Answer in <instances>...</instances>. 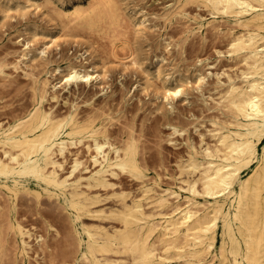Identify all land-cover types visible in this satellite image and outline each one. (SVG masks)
Returning a JSON list of instances; mask_svg holds the SVG:
<instances>
[{"label":"bare ground","instance_id":"1","mask_svg":"<svg viewBox=\"0 0 264 264\" xmlns=\"http://www.w3.org/2000/svg\"><path fill=\"white\" fill-rule=\"evenodd\" d=\"M176 2L208 12L210 20L191 17L199 30L219 34L225 27V50L215 53L237 66L215 73L221 88L211 99L219 115L198 142L185 125L170 124L185 153L163 182L158 171L148 175L132 132L113 139L101 113L78 116L74 103L58 115L47 104L57 87L102 77L77 63L85 52L94 57L89 48L62 67L31 74L30 104L10 107L0 119V264L36 263L39 254L49 264L57 257L60 264H264V0ZM127 16L124 0H88L65 20L107 38L115 59L137 67L126 41H114L116 32L132 30ZM135 21L142 26L145 19ZM35 49L26 40L19 59L0 55L1 83ZM46 49L36 51L44 60ZM123 49V58L116 55ZM181 92L178 84L165 88V103ZM123 176L135 187L122 184Z\"/></svg>","mask_w":264,"mask_h":264},{"label":"rangeland","instance_id":"2","mask_svg":"<svg viewBox=\"0 0 264 264\" xmlns=\"http://www.w3.org/2000/svg\"><path fill=\"white\" fill-rule=\"evenodd\" d=\"M87 1L0 0L2 57H6L7 61L19 59L18 53L24 48L26 40H30L34 49L44 44L47 46L44 53L46 60L40 58L35 49L18 63L16 70H8L11 72L10 81H0V119L13 109L10 107L20 104L24 109L30 104L31 74H42L57 64L62 67L74 60V56L85 47L89 48L95 58L85 52L77 63L91 73L100 72L102 77L88 84H72L67 89L57 87V97L47 104L52 105L57 114L64 113L74 103L78 116H84L82 114L88 111L89 114L96 111L97 115L101 113L100 119L108 125L111 138L115 136L117 140L124 139L129 130L138 140L143 161L148 163V175L152 176L158 171L161 181L166 182L170 175H175L177 154L185 153L182 136L172 133L170 124L185 125L192 140L198 142L199 133L210 126L211 117L219 115L211 99L217 97V91L221 88L215 73L222 69L232 71L237 66L228 59L227 54L217 56L215 53L216 49L225 50V27L219 34L208 26L199 30L195 20L191 19L193 14L203 17V20H210L211 17L204 8L192 3L184 4V11L177 8L175 0H124L127 5L126 20L132 23L128 29L132 30L122 32L123 35L116 32L114 41L117 45L126 41L127 48L138 56L139 66L132 67L127 61L114 58L107 38H101L95 32L88 33V29L72 24L73 20H65L77 4L85 5ZM179 9L183 12L179 13ZM60 12L62 15H59ZM137 18L145 19L142 26L136 25ZM121 28L119 32L123 31ZM126 51L118 50L116 55L123 58ZM55 76L60 77L59 74ZM56 77L51 78L52 82L59 79ZM174 84L180 85L182 92L169 99L170 103H165V88ZM19 106L17 110L14 107L15 111L21 109ZM204 138L209 139L207 136ZM122 182L135 187L134 180L129 177L123 176ZM39 222H34L39 227L36 230H42V222ZM52 242L51 239L49 243ZM41 256H37L36 263L31 258L32 264H49L47 257ZM58 258L55 264H60L56 263Z\"/></svg>","mask_w":264,"mask_h":264}]
</instances>
